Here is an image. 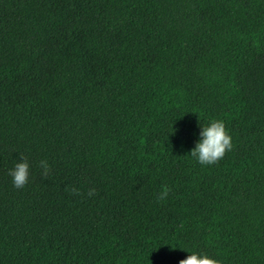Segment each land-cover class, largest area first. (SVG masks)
Returning a JSON list of instances; mask_svg holds the SVG:
<instances>
[{
	"label": "trees",
	"instance_id": "1",
	"mask_svg": "<svg viewBox=\"0 0 264 264\" xmlns=\"http://www.w3.org/2000/svg\"><path fill=\"white\" fill-rule=\"evenodd\" d=\"M193 252L264 264V0H0V264Z\"/></svg>",
	"mask_w": 264,
	"mask_h": 264
},
{
	"label": "clouds",
	"instance_id": "2",
	"mask_svg": "<svg viewBox=\"0 0 264 264\" xmlns=\"http://www.w3.org/2000/svg\"><path fill=\"white\" fill-rule=\"evenodd\" d=\"M200 139L195 147L191 149L190 154L196 158L201 165H211L221 160L226 152L233 147L232 138L226 130L225 124L222 120H213L209 125L202 126L199 133ZM40 167L43 168L42 175L47 178L50 172L48 162L46 160L40 161ZM29 163L28 158L20 154V160L9 170V175L12 177L14 187L17 189L23 188L29 180ZM72 195H80L79 189L75 187L67 188ZM95 194V189H90L89 196ZM169 194V189L165 186L162 188L158 199L163 200ZM179 264H220V261L209 257L208 255H201L198 253H190L186 259H181Z\"/></svg>",
	"mask_w": 264,
	"mask_h": 264
}]
</instances>
